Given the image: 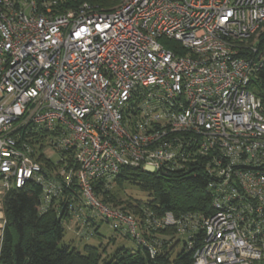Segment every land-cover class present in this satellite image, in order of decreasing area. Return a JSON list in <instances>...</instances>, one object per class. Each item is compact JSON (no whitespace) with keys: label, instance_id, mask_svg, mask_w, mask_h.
<instances>
[{"label":"built area","instance_id":"obj_1","mask_svg":"<svg viewBox=\"0 0 264 264\" xmlns=\"http://www.w3.org/2000/svg\"><path fill=\"white\" fill-rule=\"evenodd\" d=\"M56 7L0 0V248L4 198L32 181L40 213L62 200L79 235L105 221L154 255L140 219L94 192L128 167L207 179L211 213L180 225L203 231L193 264H264V103L249 88L262 59L246 44L264 0Z\"/></svg>","mask_w":264,"mask_h":264},{"label":"trees","instance_id":"obj_2","mask_svg":"<svg viewBox=\"0 0 264 264\" xmlns=\"http://www.w3.org/2000/svg\"><path fill=\"white\" fill-rule=\"evenodd\" d=\"M52 1V0H37ZM56 9L63 11L74 9L89 2L96 4L101 12L111 11L120 0H55ZM257 57L262 59V68L250 83L251 92L264 103V34L254 43ZM45 165H47L45 163ZM124 183L137 186L149 195L145 203L136 205L126 204L124 207L111 192V184L122 187ZM73 192V191H72ZM96 196L110 207L127 213L131 210L142 219L141 240L156 243L157 251L152 255L143 243L132 237L124 228L113 230L127 234L137 244V250L118 249L110 258L103 259L98 249L85 246L83 253L62 245L64 230L62 224L72 218L68 207L58 200L54 207L44 213L38 210L41 187L30 181L20 189L10 190L3 202L6 225L1 241L0 264H193V252L203 239V231L199 225L189 232H182L181 226L187 228L188 217L211 213V197L207 191V179L199 172L145 173L139 169L124 167L112 180L107 183L98 181L94 186ZM114 205V206H113ZM170 213L179 224L177 226L156 227L154 220L161 219ZM131 215V214H130ZM97 221L90 219L89 230L92 235L97 233ZM181 225V226H180ZM190 226V223H189ZM179 234V235H178ZM164 235L171 238L164 240ZM182 240V248L177 246ZM157 236L162 237L161 239ZM82 237V235H81ZM85 237V236H83Z\"/></svg>","mask_w":264,"mask_h":264},{"label":"rangeland","instance_id":"obj_3","mask_svg":"<svg viewBox=\"0 0 264 264\" xmlns=\"http://www.w3.org/2000/svg\"><path fill=\"white\" fill-rule=\"evenodd\" d=\"M123 0L111 7L109 10H114L120 6ZM84 4H88L94 9H99L96 4L89 2H85ZM78 7V6H77ZM264 34V23L259 26V28L255 31V33L250 37V39L246 42L247 45L254 44L257 40ZM54 161H57V157H53ZM111 192L117 197V199L122 202V205H117V208L124 207L126 204L136 205L139 202H147L149 200V195L143 192L135 185L124 183L123 186L120 188L115 184H111ZM114 206V205H113ZM127 213H130L132 216H138L137 214L133 213L131 210H126ZM141 220V219H140ZM138 222V219H136ZM98 225L97 233L93 236H85L81 237L77 232L80 231L79 224L75 221L71 220L68 222H64L62 224L64 230V236L62 240V245L68 246L70 248L76 249L78 252L83 253V249L85 246L93 247L98 249L99 254L102 256L103 259L110 258L118 249L125 248L127 250L136 251L137 244L135 241L127 234L114 231L111 225L105 221H97ZM173 226V225H172ZM177 226V225H174ZM139 237L141 236V231H138ZM179 235V234H178ZM158 238H162L157 236ZM182 235L179 237H175L174 240L179 239L180 243L177 246V251L182 248V240H185V237L181 238ZM171 238V235H164V240H168Z\"/></svg>","mask_w":264,"mask_h":264}]
</instances>
